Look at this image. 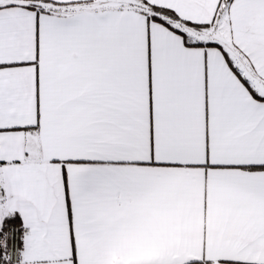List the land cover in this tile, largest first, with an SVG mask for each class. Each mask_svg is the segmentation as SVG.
I'll list each match as a JSON object with an SVG mask.
<instances>
[{
    "label": "snow or ice",
    "instance_id": "1",
    "mask_svg": "<svg viewBox=\"0 0 264 264\" xmlns=\"http://www.w3.org/2000/svg\"><path fill=\"white\" fill-rule=\"evenodd\" d=\"M0 264H264V0H0Z\"/></svg>",
    "mask_w": 264,
    "mask_h": 264
}]
</instances>
